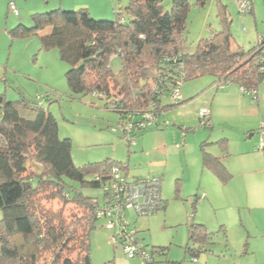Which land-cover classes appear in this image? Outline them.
Returning <instances> with one entry per match:
<instances>
[{
  "label": "trees",
  "instance_id": "obj_1",
  "mask_svg": "<svg viewBox=\"0 0 264 264\" xmlns=\"http://www.w3.org/2000/svg\"><path fill=\"white\" fill-rule=\"evenodd\" d=\"M163 1L130 0L126 11L116 10L112 20L98 19L86 7L36 12L32 26L20 23L10 35L30 36L51 26L49 34L41 35V45L45 50L59 49L61 59L69 65L66 79L70 90L105 96L107 108L118 112L119 120L128 115L140 117L139 113L148 109L160 120L167 111L188 101L183 97L178 102L164 103L176 85V75L183 83L213 75L216 89H221L217 83L225 79L226 85L231 82L256 89L257 94L251 95L258 99L264 81V34L249 50L233 47L230 20L222 11V28L200 39L190 51L185 37L189 0H172L171 10L164 7ZM197 3L203 5L206 0ZM117 56L121 69L116 73L111 62ZM182 63L184 67L180 68ZM146 65L153 67L151 78L143 73ZM159 73L166 76L163 92L155 89ZM159 125L158 121L142 131ZM0 138V264H92L91 233L97 222L104 220L98 214L108 196L112 170L119 166L129 175L128 163L109 158L78 166L72 156V140L59 136L58 121L52 113L38 105L8 100L2 93ZM227 141L225 137L216 142L224 152ZM209 145L208 140L201 144L203 167L227 184L233 174L220 157L208 151ZM30 160L42 170L30 169ZM158 178L161 181L162 177ZM68 180L102 189L103 198L84 195ZM161 187L160 183V191ZM42 200H61L79 207V211L66 216L63 209L46 208ZM167 203L160 192V203L142 214H155L166 209ZM190 230L193 241L212 238L204 224L192 222ZM150 252L154 260L156 253L164 250L153 248Z\"/></svg>",
  "mask_w": 264,
  "mask_h": 264
},
{
  "label": "rangeland",
  "instance_id": "obj_2",
  "mask_svg": "<svg viewBox=\"0 0 264 264\" xmlns=\"http://www.w3.org/2000/svg\"><path fill=\"white\" fill-rule=\"evenodd\" d=\"M10 1L0 0V93L8 100L38 105L52 113L58 121L59 136L72 140V156L78 166L111 158L128 163L132 178L162 177L161 193L168 199L166 209L155 214H139L133 208L126 210L129 227L137 230L147 249L164 250L156 253L148 264H167V261L261 264L262 254L253 251L256 238L232 237L218 221L223 208L215 207L209 199L199 200L203 186L208 184V173L213 174L195 159L201 155L202 140L211 133L212 138L228 137L229 148L234 146L237 150L243 135L259 149L264 112L260 116L258 106L264 99V81L255 99L254 95L242 93L236 83L216 89L213 84L217 79L213 75L186 80L180 91L194 98L163 114L158 127L138 131L135 143H129L120 127L119 113L107 108L105 96L92 92L75 94L70 90L66 79L69 65L61 59L59 49L45 50L41 45V35L49 34L51 26L25 37H13L10 30L20 23L30 27L33 13L59 7L66 10L86 7L98 19L112 20L116 10L126 11L130 0H15L19 15L10 10ZM189 2L185 29L188 50H194L200 39L222 28V11L230 20L233 47L249 50L259 44L264 34V0H254L251 13H242L236 0H206L203 5L197 0ZM76 4L79 5L76 7ZM163 5L171 10L172 0H164ZM111 65L117 73L121 69L120 57H115ZM143 73L151 78L152 65H146ZM231 87H237L239 96L228 104L218 94ZM164 103L171 104L173 100L166 96ZM205 109L210 111L212 127L205 128L202 124L200 111ZM214 150L218 152L217 148ZM28 165L30 169L42 170L33 160ZM68 183L81 188L84 195L103 198V191L98 187L82 186L71 180ZM42 203L55 211L63 209L66 216L79 211V207L61 200H42ZM192 222L204 224L212 238L207 242L193 241L190 238ZM104 225L105 221L100 219L91 233L92 264H142L139 258H130L125 253L121 242L113 243L115 229Z\"/></svg>",
  "mask_w": 264,
  "mask_h": 264
},
{
  "label": "crops",
  "instance_id": "obj_3",
  "mask_svg": "<svg viewBox=\"0 0 264 264\" xmlns=\"http://www.w3.org/2000/svg\"><path fill=\"white\" fill-rule=\"evenodd\" d=\"M77 5L79 4H76V7ZM235 88L231 87L224 90L218 96H221L228 104L233 103L234 97L239 96L238 89ZM259 92L258 89V96ZM182 95L184 99L194 98L192 95ZM258 108L260 109L259 115L262 116L261 113L264 112L263 98L262 102H259ZM212 137L213 134L211 133L202 142L208 139L210 142L208 151L224 161L227 168L232 172L233 178L229 183L223 184L212 171L206 169L213 175L210 173L207 175L208 184L203 186L202 194L205 195V198L202 201L205 202L206 199H209L210 203L216 205L215 207L223 208L224 211H221L218 221L219 224L227 227V233L232 237L238 236L243 240L256 238L257 242L253 251L262 254L261 264H264V147L255 149L242 135L237 150L232 146V148L227 147L226 152H224L220 144L216 142L226 136ZM230 137L232 138V136ZM212 144L214 145L211 146ZM214 148H217L218 152ZM200 154L195 159L197 162H202L201 150Z\"/></svg>",
  "mask_w": 264,
  "mask_h": 264
},
{
  "label": "built area",
  "instance_id": "obj_4",
  "mask_svg": "<svg viewBox=\"0 0 264 264\" xmlns=\"http://www.w3.org/2000/svg\"><path fill=\"white\" fill-rule=\"evenodd\" d=\"M236 1L242 13H248L254 3V0ZM9 8L15 15H19V9L15 0L10 1ZM179 67L183 68V63ZM176 76L178 78L176 85H174L168 94L173 101L178 102L183 98L180 91L183 81L181 76ZM165 77L162 73L158 74V79L155 84L156 91L162 90L163 92L162 84L166 80ZM226 83L225 79H221L217 83L218 88H224ZM241 91L257 94L256 89L242 87ZM139 114L138 116L140 117L137 118L134 115H128L119 120L120 127L129 143H135L138 131L142 132V130L156 125L159 121V116L153 110L148 109L141 111ZM200 115L203 125H211L209 110L205 109L200 111ZM260 132L262 139L260 140L259 148H263L264 121L261 123ZM160 192V178H132L124 171V168L115 166L112 170V178L109 181L108 196L105 198L104 205L99 210L98 215L104 219L105 225L108 228L115 229V234L112 238L113 243L121 242L125 253L130 258H139L142 264H147V262L152 261V254L147 249L143 239L136 234L137 230L129 227L130 222L127 218L126 210L133 208L139 214L153 210L160 203ZM204 198L205 195L202 194L199 200L202 201Z\"/></svg>",
  "mask_w": 264,
  "mask_h": 264
}]
</instances>
